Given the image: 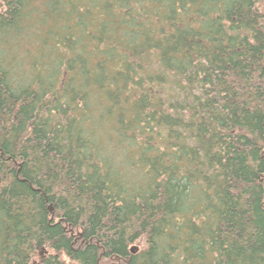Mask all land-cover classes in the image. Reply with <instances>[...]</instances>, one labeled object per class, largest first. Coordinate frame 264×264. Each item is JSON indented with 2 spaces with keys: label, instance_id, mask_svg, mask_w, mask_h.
I'll return each instance as SVG.
<instances>
[{
  "label": "trees",
  "instance_id": "1",
  "mask_svg": "<svg viewBox=\"0 0 264 264\" xmlns=\"http://www.w3.org/2000/svg\"><path fill=\"white\" fill-rule=\"evenodd\" d=\"M0 264H264V0H0Z\"/></svg>",
  "mask_w": 264,
  "mask_h": 264
},
{
  "label": "rangeland",
  "instance_id": "2",
  "mask_svg": "<svg viewBox=\"0 0 264 264\" xmlns=\"http://www.w3.org/2000/svg\"><path fill=\"white\" fill-rule=\"evenodd\" d=\"M138 245L140 246V247H143L144 246V241L142 240V241H140L139 243H138ZM137 249V248H136ZM135 249V250H136Z\"/></svg>",
  "mask_w": 264,
  "mask_h": 264
}]
</instances>
